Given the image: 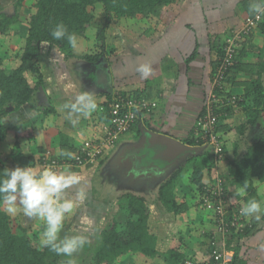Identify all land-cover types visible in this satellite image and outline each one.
<instances>
[{
    "label": "trees",
    "instance_id": "trees-1",
    "mask_svg": "<svg viewBox=\"0 0 264 264\" xmlns=\"http://www.w3.org/2000/svg\"><path fill=\"white\" fill-rule=\"evenodd\" d=\"M179 0H36L34 4L35 11L26 18H21L15 13L9 17L5 14H0V35L10 31L11 27L16 24H24L28 27V33L25 44L20 55V65L10 74L0 71V141H3L7 136V125L5 117L8 114L18 111L24 105L33 102V97L39 87L42 86L41 68L38 63L39 46L47 41L51 47L56 48L65 59H75L80 57L75 54V49L70 47L67 40H54L50 35L51 30L57 23L63 22L69 29V32H74L78 39L83 38L86 26L92 25L94 17L93 10L98 8L101 11L103 19L102 26L97 27V41L101 51H91V54L81 56L82 59L92 63H98L107 53L104 49L106 39V31L116 25L123 24L126 21H132L138 17L149 20H159L163 9L177 3ZM24 0H14V7H20ZM247 2V1H246ZM241 4L243 12H247V18L255 19V16H250L248 8L249 3ZM97 5L100 6L97 7ZM245 17V18H246ZM244 20V19H243ZM243 22V21H242ZM241 24L237 27H232L229 30L228 36L238 34L236 39L235 50L233 53V61L227 67L224 73V80L217 82L212 87L214 77L223 64L226 58L224 52V41L214 46L216 58L211 62V79L210 90L203 97V107L197 116L195 123L202 119L207 114V103L213 99H217V103L210 105L213 112L214 121L217 124L216 132H223L227 136H231L232 140V156L233 160L230 164L229 174L225 177V187L232 185L235 188H240L247 185L246 194L243 197L234 194L231 195L228 190L225 193L227 199L225 208H228V218L231 217L233 210H240L241 207L249 199L258 200L257 189L254 186V180L264 184V127L260 128L257 137L247 143L245 149L240 152V141L244 140L247 132L250 129H255L261 122V117L264 114V15H262L252 28L248 35L239 33ZM256 31L261 36V45H254L252 32ZM111 51V50H110ZM252 57L253 61L249 64H243L242 59ZM239 72L249 74L248 80L238 83L235 81ZM27 74L33 75V81L27 77ZM240 86L243 88V95L236 98V109L229 99L233 96L227 91L229 86ZM124 96V95H121ZM103 106L104 112L107 114L108 123L110 124V108L109 104L114 103L112 96L106 98ZM157 107L144 110L137 114L135 122L124 133L127 134L132 129L138 130V137L141 132L138 128L139 117L148 119L152 117L153 111ZM235 111H239L242 116V121L234 126H221L222 120L230 117ZM45 114L51 113V109L44 111ZM144 121V120H143ZM145 128L156 132L147 122L142 123ZM195 124L188 130L186 136L178 139L185 145L198 147L201 141L195 138ZM259 128V127H258ZM263 128V129H262ZM164 134V133H162ZM167 135V134H165ZM222 140V139H221ZM117 140L114 142L116 144ZM62 150H67L72 154L75 150L66 147L67 138L61 136ZM114 143H112L114 145ZM111 144V145H112ZM222 158L224 157V143L222 141ZM13 166L10 167L3 162H0V172L4 169H14L16 167L29 166L28 156L17 152L11 154ZM59 159H69L67 156H59ZM100 159L94 165L85 167H74L72 170L78 172L80 170H88L98 166L101 163ZM215 166L214 156L211 157L209 151H205L197 156L189 157L183 166L178 167L171 173L159 187L158 201L161 203L167 213L179 215L189 209L188 201L179 202L177 186L184 175L186 169L190 168L189 183L194 186L198 192L199 200L206 191L204 190L206 183L204 177L210 175ZM121 203H124V208L129 211L128 221L121 227L115 218H112L110 224L101 231L99 235V243L93 253V264H115L119 259L126 257H138L143 263L155 262L161 260L166 264H185L191 262L193 264H209L210 250L208 248L207 258L200 260L192 258L187 259L185 253L182 252L184 239L180 235V230H173V245L165 253L159 254L157 250L158 236L151 229L150 217L151 212L144 197L127 193L120 198ZM212 200V198H211ZM195 206H201L195 203ZM227 206V207H226ZM122 208V206H121ZM203 208V207H202ZM210 214V219L214 225L211 233L206 234L209 240L212 233L215 231L216 214L207 211ZM248 217H245V221ZM264 220V218H263ZM245 228L241 231L233 232L229 241L226 242V253L232 252L231 261L229 264H246V261L239 254V242L242 238L253 233L255 223L251 220L246 222ZM35 236L18 235L12 232L9 214L0 206V264H59L60 257L51 252L47 247H43L41 243L34 244L32 241ZM232 242L234 243L231 246ZM209 257V258H208Z\"/></svg>",
    "mask_w": 264,
    "mask_h": 264
},
{
    "label": "crops",
    "instance_id": "crops-1",
    "mask_svg": "<svg viewBox=\"0 0 264 264\" xmlns=\"http://www.w3.org/2000/svg\"><path fill=\"white\" fill-rule=\"evenodd\" d=\"M246 1L250 3V0H179L165 11L163 10L159 18L160 23L156 27L151 30L136 31L131 38H128L127 52L117 54L113 50L104 48L106 54L109 52V55L105 54V57H102L104 59L98 63L85 60L84 75L82 72L73 73L75 78H71L66 66L59 62L58 64L63 66L60 72H57L56 69L48 71L46 76L42 77V86L36 91L33 102L19 109L24 122H28L25 127L31 125V144L34 146L32 149H36L33 155H28L29 152L25 153L28 156L29 167L34 168L37 172L43 170L40 165L41 155L48 150L56 155L53 157L59 158L56 136L59 132L63 131L65 135L67 134L66 147L75 151L87 140L101 139L109 127L103 106L108 96H112V99L118 95L142 97L149 102H154L157 108L153 111L152 117L148 119L139 117L140 122L137 124L140 132L141 128L145 127L142 123L146 124L147 122L157 133L167 134L176 140L184 138L188 130L194 126L203 107V97L210 90L211 62L216 58L214 46L217 42L218 45L222 43L221 39L226 33H229L232 27L242 24L247 12H242L240 8L242 9L241 4ZM251 61H253L252 57L242 59V63L245 65ZM142 64H148L153 69L147 79L141 78L137 71ZM249 77V74L239 72L235 81L241 83L248 80ZM78 81L80 84L82 83L81 89H78L76 85ZM83 89L95 99L97 110L87 117L81 114L74 115L73 119H76L77 123L73 125L66 118L67 110L63 108V105L84 93ZM227 91L231 92L233 97L239 98L243 95V88L240 86L232 88L229 86ZM49 109H51V113L45 114L44 111ZM240 118L241 113L235 111L230 117L222 120L220 127L234 126L241 121ZM261 127H264V114L261 117V126L250 129L242 139L249 143L252 138L257 137ZM137 133L138 130L134 128L127 134L121 135L116 144L107 147L98 168H91L85 172L94 173L98 169L105 174L109 169L105 165L108 155L122 146L124 150L130 147V152L131 147L138 139ZM219 136L224 140H222L225 142L224 146L229 143L231 147L229 151L225 149L224 157L215 164L214 168L218 172L216 175L222 174L221 176L225 178L229 174V163L233 160L232 142L223 132L219 131ZM123 142L124 144H121ZM129 152L127 153L129 154ZM230 154L232 158L228 162L227 156ZM82 171L79 174L81 184L69 188L66 198H74L78 188L87 190L92 187L89 180H82V174L85 173ZM213 173L211 172V175ZM185 182L190 187L187 178H185ZM254 186L257 189L258 200L264 206V184L254 180ZM226 187L229 193H231L230 187L237 195L241 188L231 185ZM156 194L158 195V191ZM86 197L91 199L87 194ZM121 197L122 194L119 199ZM196 197H198V193ZM144 198L151 212V229L158 236L157 250L159 254H163L171 248L173 245L172 229L178 227L180 235L184 239L182 252L185 253L187 259L203 260L207 258L208 239L206 234L211 233L214 229L210 214L190 205L188 210L175 216L167 213L158 200L149 201L148 196ZM179 200L180 202L188 201V196H182ZM84 202L87 216L102 217L104 208H99L96 205L91 206L87 198ZM124 218L127 220L126 215L122 220ZM263 218L264 214H260L258 220L255 217H248L249 221L255 223V228L251 235L242 238L239 242V254L246 264H264ZM118 223L120 224V222ZM166 227H169L167 231L164 230ZM225 245L223 249L226 254ZM233 245L232 242L231 246ZM231 255L232 252L226 254L229 262L232 258ZM145 264L166 263L156 260L153 263Z\"/></svg>",
    "mask_w": 264,
    "mask_h": 264
},
{
    "label": "rangeland",
    "instance_id": "rangeland-1",
    "mask_svg": "<svg viewBox=\"0 0 264 264\" xmlns=\"http://www.w3.org/2000/svg\"><path fill=\"white\" fill-rule=\"evenodd\" d=\"M36 0H24L23 4L20 7H14V0H0V14H5L9 17L13 16L15 13L21 18H26L30 14L34 13ZM97 7L100 8L99 5ZM169 6L165 7L163 10L167 9ZM93 20L92 25L86 26L83 38L78 39V46L75 48V54L80 57H75V59H65L64 56L54 47H51L48 43H43L39 46V55H38V63L41 68V76H46L48 71L56 69L57 72H60V69L63 67L59 62L62 63L69 71L71 78H75L73 73H80L84 75V59L81 56L87 55L91 53V51H101L99 48V42L97 41V27L102 26L103 19L101 18L100 9L96 8L93 10ZM160 23V20H149L143 19L142 17H138L132 21H126L123 24L116 25L110 27L106 31V39L104 43V48H108L113 50L117 54L128 51V38H131L136 31L142 30H151L153 27H156ZM242 26V24H241ZM241 28V27H240ZM28 33V27L24 24H16L13 25L10 31L6 32L3 35H0V71H3L6 74H10L13 70H15L20 65V55L22 53L25 40ZM230 33V32H229ZM226 33L221 39V42L225 41V38L228 36ZM227 35V36H226ZM254 39L251 41L254 45H261V36L255 30L252 32ZM260 37V38H259ZM55 49V50H54ZM57 51V53H56ZM59 52V53H58ZM61 57H60V55ZM109 55L106 54V56ZM104 59V58H102ZM60 65V66H59ZM28 79L31 81L34 80L33 75L27 74ZM84 82V78H83ZM82 84V83H81ZM81 84L78 81L76 83L78 89H81ZM84 92V89L82 90ZM242 121V116H241ZM240 121V120H239ZM240 121V122H241ZM5 122L7 125V136L3 141H0V162L5 163L6 165L12 167L13 163L11 160L12 153H23L29 152L28 155H33L36 149H32L34 147L31 143V125L30 127H25L28 122H24L22 119V115L19 110L13 112L12 114H8L5 117ZM239 122V123H240ZM222 125V123H221ZM65 132L57 133V153L62 150L61 136H66ZM219 134V133H218ZM142 135H140V138ZM220 137V136H219ZM33 138V137H32ZM68 139V137L66 136ZM139 138V139H140ZM228 138L231 140V136ZM136 141V143L139 141ZM221 139V138H220ZM223 140V139H222ZM221 140V141H222ZM224 141V140H223ZM225 143V142H223ZM121 144H124L121 143ZM232 144V143H231ZM247 142L245 140L240 141V152L245 149ZM225 149L229 151L230 144H225ZM130 148V147H129ZM125 149L122 147H118L113 153L111 152L108 155L105 165L108 166V171L103 174V172L99 171L97 168L94 169V173L85 172L82 174V180L86 179L92 184V187L84 190L85 194H87L90 198L88 199V203L91 206L96 205L102 209V217H90L87 216L86 204L85 202H77V208L74 211V214L68 217L65 221L64 234H79L88 237V243L85 245L83 249L78 251L73 255V257L68 258L65 256L60 257L59 264H67L68 259H72L75 261V264H93V253L99 243V235L103 229H105L111 222V218H116L117 222H120L121 227L124 226L128 220L129 211L124 208V203H121L119 199L120 195L123 193H132L138 195L140 197L148 196L149 201H157L158 195L156 194L159 190L160 185L169 178L171 173L175 171L180 166H183L186 162V159L192 156H197L205 151H209L211 153V157L213 155V151L207 146H199L201 152L195 153L194 155H188L186 158L177 161V163L169 170V172L163 174L160 170H154L150 168L148 170H142V167H146L143 165V161L140 159V162H136L129 152L130 149ZM47 152V151H46ZM52 156H56L53 152L48 150ZM129 152V154L127 153ZM225 152V151H224ZM38 154V151L36 152ZM45 153V152H44ZM27 154V153H26ZM137 154V152H136ZM228 162L231 160V154L227 156ZM104 158V157H103ZM102 158V159H103ZM139 159H137L139 161ZM133 160V161H132ZM217 161V160H216ZM214 163L216 164L215 160ZM229 163V168L230 164ZM95 168V167H94ZM102 168V167H101ZM215 168V166H214ZM211 177L210 175H206L204 177V182L206 185L212 184L214 177H216V170ZM139 169V171H138ZM144 169V168H143ZM224 169V168H223ZM226 170V168H225ZM82 170L78 171L80 174ZM82 171V172H83ZM138 171V172H137ZM221 173V172H220ZM190 168L186 169L184 175L182 176L177 186L179 188L178 197L188 196L189 205L195 206L194 204L200 203L199 195H197V191L194 189V186L190 185L188 187V183L185 182V178L189 181ZM222 177V174H218ZM81 177V176H80ZM84 177V178H83ZM223 178V177H222ZM225 181V178H223ZM229 185V184H228ZM87 186V185H86ZM232 186V185H231ZM233 187V186H232ZM230 194H234V189L229 187ZM195 193V194H194ZM236 193V192H235ZM194 195V197H193ZM193 197V198H192ZM178 198V200H179ZM183 199V198H182ZM91 200V201H89ZM146 200V199H145ZM147 202V201H146ZM180 202V200H179ZM122 206V208H121ZM3 208V207H2ZM195 208L203 209L202 206H195ZM4 209V208H3ZM126 215V218L122 220V218ZM10 222L12 226V232L18 235H28L30 237L35 236V239L32 241L34 244L41 243V234L44 230V222L40 221L36 218H28L23 214L22 210H18L15 215L9 214ZM119 224V223H118ZM169 227H166L164 230H168ZM180 229V228H179ZM172 229V234H173ZM230 257V256H229ZM115 264H145L141 261L140 258L135 257H126L119 259Z\"/></svg>",
    "mask_w": 264,
    "mask_h": 264
},
{
    "label": "clouds",
    "instance_id": "clouds-1",
    "mask_svg": "<svg viewBox=\"0 0 264 264\" xmlns=\"http://www.w3.org/2000/svg\"><path fill=\"white\" fill-rule=\"evenodd\" d=\"M248 11L250 16L259 19L264 15V0H250ZM50 35L57 41L66 39L73 49L78 46V36L74 32H69L63 22L57 23ZM137 71L141 78L147 79L153 69L148 64H142ZM63 108L67 110L66 118L75 125L77 120L73 119V116L76 114L89 116L97 110V103L91 94L84 92L73 101L65 103ZM260 126L261 122L258 127ZM60 155L69 159L73 156L67 150H61ZM80 184V175L69 167L57 170L53 166H45L39 172L29 166L6 168L0 172V206L8 214L15 215L18 210H22L26 217L43 221L41 245L58 256L71 258L88 243V237L84 235H61L66 219L74 214L78 206L77 202H83L86 198L83 188H78L74 198H66L67 190ZM246 189L245 184L240 188L238 195L244 196ZM260 214H264V206L254 198L247 200L240 209V215L244 217H255L258 220ZM67 264H75V261L68 259Z\"/></svg>",
    "mask_w": 264,
    "mask_h": 264
},
{
    "label": "built area",
    "instance_id": "built-area-1",
    "mask_svg": "<svg viewBox=\"0 0 264 264\" xmlns=\"http://www.w3.org/2000/svg\"><path fill=\"white\" fill-rule=\"evenodd\" d=\"M258 20L256 18L250 19L246 17L242 22L239 33L248 35L252 31V28L256 26ZM237 38H239V35L235 33L225 38L224 52L226 58L223 60L222 66L214 77L215 82L213 81V88L217 82L224 80V73L233 61V53L235 50L234 42ZM229 101L236 108V98L232 96ZM113 102L109 104L110 124L101 139L83 142L70 159L53 157L48 151L43 153L40 161L42 169L45 166H53L57 170H61L64 167L78 168L96 164V162L104 157L107 147L118 140L131 127L138 113L156 106L154 102H149L142 97L134 98L121 95L113 98ZM217 102V99H213L207 103V114L198 120L194 127L196 133L195 138L201 141L200 146L207 145L213 151L215 161L217 160L216 163L222 159L223 144L219 134L216 132L217 124L214 121L210 105ZM204 190L206 192L200 197V201L202 202L201 206L217 216L214 223L216 225L215 231L208 240L211 258L209 264H229L226 257L227 253L225 254L223 246L231 239L233 232H238L245 228L248 220H244L245 217L240 215V210H233L231 217H227L229 214L228 208H225L227 201L225 193L227 190L222 177L216 175L212 184L206 185ZM185 264L193 263L188 261Z\"/></svg>",
    "mask_w": 264,
    "mask_h": 264
},
{
    "label": "water",
    "instance_id": "water-1",
    "mask_svg": "<svg viewBox=\"0 0 264 264\" xmlns=\"http://www.w3.org/2000/svg\"><path fill=\"white\" fill-rule=\"evenodd\" d=\"M141 135L139 141L131 147L132 152L129 155L136 162H140V159L143 161V165L146 166L142 167L143 171L153 168L165 174L173 168L178 160L186 158L189 154L194 155L201 152L199 147L185 145L172 137L151 131L145 127L141 128Z\"/></svg>",
    "mask_w": 264,
    "mask_h": 264
},
{
    "label": "flooded vegetation",
    "instance_id": "flooded-vegetation-1",
    "mask_svg": "<svg viewBox=\"0 0 264 264\" xmlns=\"http://www.w3.org/2000/svg\"><path fill=\"white\" fill-rule=\"evenodd\" d=\"M187 160V159H186ZM179 161V160H178Z\"/></svg>",
    "mask_w": 264,
    "mask_h": 264
},
{
    "label": "bare ground",
    "instance_id": "bare-ground-1",
    "mask_svg": "<svg viewBox=\"0 0 264 264\" xmlns=\"http://www.w3.org/2000/svg\"><path fill=\"white\" fill-rule=\"evenodd\" d=\"M131 152V151H130Z\"/></svg>",
    "mask_w": 264,
    "mask_h": 264
}]
</instances>
